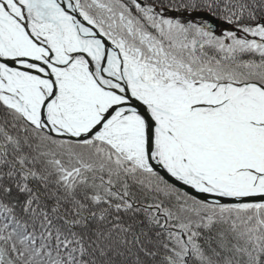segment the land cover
Wrapping results in <instances>:
<instances>
[{
    "label": "snow or ice",
    "instance_id": "6c2138e0",
    "mask_svg": "<svg viewBox=\"0 0 264 264\" xmlns=\"http://www.w3.org/2000/svg\"><path fill=\"white\" fill-rule=\"evenodd\" d=\"M0 264H264V0H0Z\"/></svg>",
    "mask_w": 264,
    "mask_h": 264
}]
</instances>
